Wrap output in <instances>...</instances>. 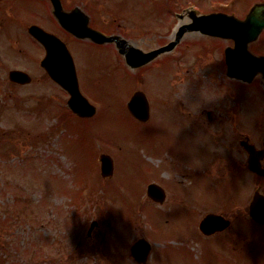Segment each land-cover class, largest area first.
<instances>
[{"label":"rangeland","instance_id":"374dc122","mask_svg":"<svg viewBox=\"0 0 264 264\" xmlns=\"http://www.w3.org/2000/svg\"><path fill=\"white\" fill-rule=\"evenodd\" d=\"M110 1L105 13L109 32H119L149 50L165 41L170 12L193 0ZM150 5L164 8L159 15L156 11L150 15ZM19 8L14 9L10 25L14 35L1 29L10 13H0V264H135L128 257L129 245L140 237L153 246L147 264H264V227L252 224L246 215L252 186L245 191L240 180L239 217L232 230L211 238L199 233L198 222L206 211L228 209L230 200L216 203L210 187V198L203 202L207 207L201 208L177 205L171 198L159 205L145 194L152 180L179 178L165 166L173 158L178 167L192 163L197 170L195 188L208 186L201 183L200 174L203 144L209 139L204 140L197 124L189 120L195 109L183 111L179 103L168 101L174 100L171 61L175 59L177 73H183L177 97L193 103L217 102L211 83L219 72L208 68L218 58L216 42L205 45L195 59L184 53L198 49L201 42H184L173 58H159L135 72L111 44L103 45L105 50L75 43L79 87L96 109L93 117L80 119L68 112L67 94L45 77L39 65L42 51L29 42L26 26L37 19H29L27 10L23 13ZM28 9L36 10V5ZM96 9L100 14V5ZM262 47L264 33L251 50L260 52ZM12 69L27 71L33 82L10 85L7 73ZM186 69H191L190 76ZM229 83L238 91L237 103H264L260 76L249 84ZM137 90L145 94L153 111L145 125L126 109ZM250 116L246 111L241 118ZM218 148L215 143L214 150ZM100 154L113 160L110 179L100 177ZM214 166L215 161H208L205 177H216ZM93 221L97 227L88 236ZM237 244L239 249L234 247Z\"/></svg>","mask_w":264,"mask_h":264},{"label":"flooded vegetation","instance_id":"af4514ba","mask_svg":"<svg viewBox=\"0 0 264 264\" xmlns=\"http://www.w3.org/2000/svg\"><path fill=\"white\" fill-rule=\"evenodd\" d=\"M100 3H97L99 2ZM29 3V4H28ZM36 5V10L28 9L31 5ZM108 3H111L110 0H0V13H10L8 17H4L3 19L7 20V23L1 25L2 28H6L5 31L14 35V29L10 26L14 21V9L17 6H20L19 10L24 11L27 10V17L30 19H37V22H32L26 26V32L28 34V29L32 25H36L43 29L45 32L52 34L58 40L63 42L70 54L73 57V61L75 63L76 71L78 72L77 64L74 60L73 54L76 53L77 43L88 44L103 47L107 50V47L103 45L107 44H96L90 38H78L75 37L66 27L69 28H78L85 23L84 28H89L95 31H98L104 35L111 34H119V32H109L111 28H107V25H110L109 21H106V10L109 11ZM28 4V5H26ZM264 4V0H193L192 2H187L186 4L180 5L178 9L172 10L170 12L171 23L169 25L166 39L161 44L156 45V47L165 45L171 41H175V47L173 50L166 52L161 57L163 60H168L173 58L174 52L177 48H183L182 44L187 41H199L201 43L197 44L198 49L188 48L185 51L184 55H191L193 59L197 52L201 53L202 50H205V45L211 42H216V47L214 46V52L218 55L216 62L211 61L208 68H210V72L218 71L219 74L213 77L211 85L216 87L212 92L216 96V103H193L192 101L181 100L178 98L177 90H180V83L183 81V73H177V63L175 64V59H173L172 65L174 66V70L171 73V78L173 81L172 92L174 93V100L168 101V103H179V108L183 111H192L195 109V112L191 114L192 118L189 119L193 121V123L197 124V127L200 129L201 134L204 140L209 139V142L205 145L203 144V149L205 148V154L202 156V166H201V183L208 186H201L200 188H195L198 182L194 179L196 169L193 167L192 163L178 167L175 164V158L172 160H167L165 166H169L171 168V173L178 176L179 178H174L171 181H154L148 183L145 189V194L148 199L152 202L161 205L165 201L171 200L177 205H181L183 203L194 205L197 208H201L200 205L207 207L203 202L208 201L210 197H208V187L212 189V192H215L214 200L215 202H222L223 199L230 200L229 207L226 210L222 211H206L204 212L203 218L207 216H217L225 219L228 222L227 227L223 230L216 231L209 235H202L204 237H215L218 235H222L233 229L234 221L238 219L240 213V205L239 200L241 198L239 193V198L236 197V191L239 188L240 180L242 187L244 186L245 191L249 188L248 185L254 188L252 193V197L255 192H258L261 195H264V177L260 176L249 168V153L247 151V147H253L255 151L263 150L264 148V112L261 110L264 108V103H237V92L230 85L229 80L233 83L242 82L243 84H249L235 78H231L228 76V66L226 62L225 52L227 49H233L235 45V38H225L224 34H230L231 31L227 29H219L214 30L212 28H205L204 31L208 34L201 32V30H191L196 24L193 19L197 17H208L209 15L215 14H225L228 16H233L239 20H245L248 14L252 11L255 6ZM23 5V6H22ZM55 5H57V9H55ZM100 5V14L99 10L96 9V6ZM23 8V9H22ZM149 14L153 15L156 13H160L161 9L164 6L158 7V5H150ZM1 16V15H0ZM209 20H206L207 22ZM222 22H224L222 20ZM189 26L184 28L185 26ZM66 26V27H65ZM183 26L178 29L179 27ZM185 32L180 33L181 30ZM86 31V29H84ZM210 33V34H209ZM213 33H220L222 36H213ZM264 33V30L263 32ZM262 35V34H261ZM261 35L259 38L247 44V50L254 56L261 57L264 56V47L258 49L260 52H256L251 50V46L255 45L259 42ZM32 45L36 47V49H40L42 51V59L46 56V49L41 44H39L34 38H32L29 34ZM245 36H242L241 39H245ZM229 43V44H225ZM109 45V44H108ZM113 46V45H112ZM182 46V47H181ZM38 47V48H37ZM115 45L113 46V48ZM154 47V48H156ZM111 48V47H110ZM111 52V51H110ZM178 56H181L179 54ZM234 55H232V62L234 61ZM166 65H170L165 63ZM181 65V64H179ZM218 67V68H217ZM13 70H21V69H12L7 73V81L12 86H28L33 82L32 76L24 70H21L30 76L29 84H21L11 82L8 79L9 73ZM42 71L47 77L44 69ZM184 72H188V75H191V69H186ZM221 76L220 78L218 76ZM223 75L227 80H224ZM260 76L264 80V76L262 74H257L255 76ZM253 78V80L255 79ZM220 79V81H218ZM143 80V79H142ZM141 80V81H142ZM252 80V81H253ZM251 81V82H252ZM250 82V83H251ZM176 84L178 87L176 89ZM228 85L229 87L225 86ZM213 98L212 95H210ZM236 97V98H235ZM67 102V101H66ZM251 107L247 109V105ZM257 105V106H256ZM255 107V108H254ZM257 110L259 112H257ZM249 112L252 118H248L243 120L241 115L244 112ZM256 111L255 115L254 112ZM183 116V115H182ZM153 118V111L151 106L149 107V116L146 122H139L141 125H145ZM196 119V120H195ZM254 119V120H253ZM253 120V123H252ZM210 125V126H208ZM257 135V138L255 136ZM213 142L212 146H210V142ZM215 143H219L218 151L214 150ZM211 148H210V147ZM156 150V148H155ZM158 150V147H157ZM210 151V154H209ZM259 166L261 169H264V154L257 158ZM156 161H158L156 159ZM208 161L210 163L215 161V166L218 169V173L216 177L211 174L210 177H205L204 172L207 171ZM160 162V161H158ZM161 163V162H160ZM213 166V164H211ZM184 179H188L187 181ZM209 178V180H208ZM249 180V181H248ZM199 181V182H200ZM248 181V183H247ZM214 182L216 185L214 186ZM154 184L155 190L153 191V196L150 197L148 195V186ZM183 185H186L189 189H183ZM242 189V191H244ZM242 192V197H245L246 193ZM184 192H187V195H184ZM252 197L246 206V215L248 220L255 224L250 216H249V208L252 201ZM202 201H199L202 199ZM176 205V204H175ZM97 223V222H95ZM199 224V223H198ZM97 227V224H95ZM198 226V225H197ZM263 226V225H262ZM264 227V226H263ZM93 230V229H92ZM87 231V235L90 236L91 231ZM236 249H239V244L234 245ZM151 244V251H152ZM252 251L249 249V253ZM253 252V251H252ZM151 253V252H150ZM234 254H237L235 250H233ZM254 254V252H253ZM150 254L147 257L146 263H148ZM153 256V255H152ZM129 257V254H128ZM234 259L238 258V255H234ZM239 259V258H238ZM238 261V260H237Z\"/></svg>","mask_w":264,"mask_h":264},{"label":"water","instance_id":"95a60500","mask_svg":"<svg viewBox=\"0 0 264 264\" xmlns=\"http://www.w3.org/2000/svg\"><path fill=\"white\" fill-rule=\"evenodd\" d=\"M57 8V5H55ZM232 19V18H225ZM249 23H241L234 21V26L228 20L225 24L219 25L216 22H205L203 28H212L214 30H219L222 28L235 27V31L232 32L234 36H243L247 34L245 28L250 29V37L248 40L255 39L261 30L264 28V7L258 6L254 8L249 16ZM227 24V25H226ZM225 26V27H224ZM243 27H245L243 29ZM77 37H90L95 42L101 43L106 41H113L114 38H104L101 34L88 30L80 31L78 28H73ZM28 32L32 37H34L38 42H40L46 49V56L41 61V66L46 70L50 78L55 81L59 86H61L68 94L69 99L67 102L70 110L78 115L79 117H91L95 114V108L89 104V102L81 95L77 83L75 67L73 60L65 46L61 41L56 39L54 36L47 34L41 28L37 26H31L28 29ZM120 44V43H119ZM174 45H170L167 48L171 49ZM163 49L150 53H142L134 47L128 49V51H123L121 47V53L127 54V61L131 66L137 67L151 61L157 53ZM165 50V49H164ZM254 59V58H253ZM251 65H254L250 60H248ZM254 61L257 63L256 66L259 70L264 71V58L257 59ZM9 79L12 82L25 84L30 81V78L27 74L21 71H11L9 73ZM144 96L141 93H135L130 101L128 102V109L132 115L139 120H146L148 109ZM249 153V168L251 171L255 172L258 175L264 176V169H261L259 166L257 158L264 154V149L260 151H255L253 147H247ZM101 162V175L102 177H110L112 175V162L111 159L105 155L100 156ZM155 185H150L148 187V195L153 196V191L155 190ZM249 215L253 221L264 224V196L259 195L256 192L253 196L250 208ZM228 222L217 216H207L199 224L200 231L209 235L216 231L223 230L227 227ZM93 227V226H92ZM91 227V228H92ZM150 250V245L144 239L138 240L131 246V256L135 261L139 263H145L147 259V254Z\"/></svg>","mask_w":264,"mask_h":264},{"label":"clouds","instance_id":"9594fccd","mask_svg":"<svg viewBox=\"0 0 264 264\" xmlns=\"http://www.w3.org/2000/svg\"><path fill=\"white\" fill-rule=\"evenodd\" d=\"M261 7H264V6H261Z\"/></svg>","mask_w":264,"mask_h":264}]
</instances>
